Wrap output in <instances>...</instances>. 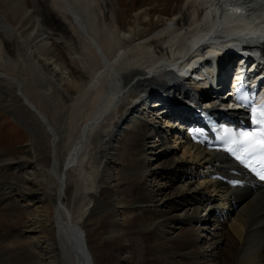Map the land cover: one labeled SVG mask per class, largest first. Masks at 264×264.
I'll return each mask as SVG.
<instances>
[{
    "label": "bare ground",
    "instance_id": "1",
    "mask_svg": "<svg viewBox=\"0 0 264 264\" xmlns=\"http://www.w3.org/2000/svg\"><path fill=\"white\" fill-rule=\"evenodd\" d=\"M233 4L264 24V0H184L148 33L111 0H0V108L30 135L24 155L0 151V264H264V189L225 186L230 160L182 136L181 99L158 106Z\"/></svg>",
    "mask_w": 264,
    "mask_h": 264
},
{
    "label": "rangeland",
    "instance_id": "2",
    "mask_svg": "<svg viewBox=\"0 0 264 264\" xmlns=\"http://www.w3.org/2000/svg\"><path fill=\"white\" fill-rule=\"evenodd\" d=\"M27 1L29 5H31V0ZM111 2L113 9L117 11L119 20L126 23V28H129L130 24L134 27L139 21H142L140 27H143L146 30L144 33H148L154 27L166 22L165 20L171 17L172 14L179 12L184 4V0H111ZM138 12L143 13L142 16L137 17L136 13ZM146 14H149V17ZM135 18L136 22H133ZM55 51L59 53L62 61L67 62L74 76H80L81 71L69 62L68 56L65 54L64 50L59 46H56ZM165 120H167L165 116L160 118L159 122L161 126L164 125L163 122H165ZM179 138L180 144L182 140L180 134L176 131H172L171 137L165 140H168L171 145H174V142ZM29 139L30 135L28 130L14 120L9 112L0 108V151L15 156L24 155L25 145ZM153 144L154 139L152 140L151 138L147 141V147H151ZM156 157L157 155L154 156V159ZM148 180L149 178L146 179L147 182ZM163 180H165L164 177ZM26 219L27 215L25 213H20V215L17 216L16 226L19 228L22 227ZM93 227L95 226L90 228L92 229ZM96 255L100 256L101 253L97 252Z\"/></svg>",
    "mask_w": 264,
    "mask_h": 264
},
{
    "label": "snow or ice",
    "instance_id": "3",
    "mask_svg": "<svg viewBox=\"0 0 264 264\" xmlns=\"http://www.w3.org/2000/svg\"><path fill=\"white\" fill-rule=\"evenodd\" d=\"M253 119L260 126L258 132H239L238 138H232L233 133L228 129L224 130V136L222 139H227L229 145H243L241 151H254L259 148L264 151V106L259 109H253ZM227 151L235 153L237 149L235 147L229 146L226 148ZM239 158V157H238ZM264 178V176H262Z\"/></svg>",
    "mask_w": 264,
    "mask_h": 264
}]
</instances>
